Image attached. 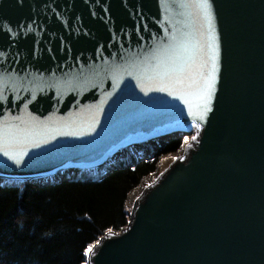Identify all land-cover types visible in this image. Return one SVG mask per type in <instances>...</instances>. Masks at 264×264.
Returning a JSON list of instances; mask_svg holds the SVG:
<instances>
[{"label":"water","instance_id":"obj_1","mask_svg":"<svg viewBox=\"0 0 264 264\" xmlns=\"http://www.w3.org/2000/svg\"><path fill=\"white\" fill-rule=\"evenodd\" d=\"M200 2L0 0V181L190 138L88 264H264V0Z\"/></svg>","mask_w":264,"mask_h":264},{"label":"trees","instance_id":"obj_2","mask_svg":"<svg viewBox=\"0 0 264 264\" xmlns=\"http://www.w3.org/2000/svg\"><path fill=\"white\" fill-rule=\"evenodd\" d=\"M185 140L149 142V158L137 161L128 150L113 168L66 180L1 182L0 264H86L90 246L127 226L130 194Z\"/></svg>","mask_w":264,"mask_h":264},{"label":"snow or ice","instance_id":"obj_3","mask_svg":"<svg viewBox=\"0 0 264 264\" xmlns=\"http://www.w3.org/2000/svg\"><path fill=\"white\" fill-rule=\"evenodd\" d=\"M197 7H199L200 9L203 10L204 14L209 18V20L211 19L210 17V7L211 5L208 3V0H202V2L198 3ZM214 39V37H213ZM213 81H214V77H213ZM172 93L169 92V95H171ZM192 93L190 92H182L180 96L176 97L178 99H183L184 102L186 104H188L189 106V113L190 115H192L194 117V119H203V115L204 112H206L207 109V102L210 100L211 98V84L207 85V91L203 92L201 94V101L202 103H198L195 105V111L193 110V105L189 102L188 97L191 96ZM198 127V125H196ZM193 139H195V137H193ZM187 143V140L185 141ZM190 146V145H189ZM4 155H9V152L5 149L4 150ZM21 155H24V153H21ZM11 158V157H10ZM21 161L20 159H16V163L19 164ZM92 251V247L90 246L86 252H91Z\"/></svg>","mask_w":264,"mask_h":264},{"label":"rangeland","instance_id":"obj_4","mask_svg":"<svg viewBox=\"0 0 264 264\" xmlns=\"http://www.w3.org/2000/svg\"><path fill=\"white\" fill-rule=\"evenodd\" d=\"M172 157V156H171ZM164 158V157H163ZM163 158H161V160L158 162V164H157V167H158V170H157V172H160L161 170H162V166L160 167V165H161V163H162V161H163ZM156 172V173H157ZM154 177H155V175L153 174L152 175V177H150L149 179H147L143 184H141L136 190H135V192H134V194H136V193H139V191L142 189V187L144 186V184H146V183H148L149 181H151V180H153L154 179ZM133 194V195H134ZM132 195V196H133ZM132 196L130 197V198H132ZM130 204H131V201L129 200L128 201V205H127V207H128V209L130 210Z\"/></svg>","mask_w":264,"mask_h":264},{"label":"bare ground","instance_id":"obj_5","mask_svg":"<svg viewBox=\"0 0 264 264\" xmlns=\"http://www.w3.org/2000/svg\"><path fill=\"white\" fill-rule=\"evenodd\" d=\"M171 160H172V158H166L165 160L162 161V163H161V165H160V167H161V166L163 167L162 170L168 166V164H169V162H171ZM162 170H161V171H162ZM137 194H138V193H136L135 195H133L132 198H133L134 196H136Z\"/></svg>","mask_w":264,"mask_h":264}]
</instances>
